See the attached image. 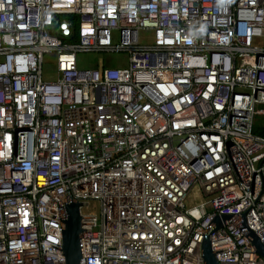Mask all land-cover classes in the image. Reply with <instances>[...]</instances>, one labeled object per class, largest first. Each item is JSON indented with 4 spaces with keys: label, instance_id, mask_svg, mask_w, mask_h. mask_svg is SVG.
I'll return each mask as SVG.
<instances>
[{
    "label": "built area",
    "instance_id": "obj_1",
    "mask_svg": "<svg viewBox=\"0 0 264 264\" xmlns=\"http://www.w3.org/2000/svg\"><path fill=\"white\" fill-rule=\"evenodd\" d=\"M258 115L264 0H0V264H67L51 218L66 191L87 264H204L216 214L245 212L264 243ZM211 247L218 264H264L233 224Z\"/></svg>",
    "mask_w": 264,
    "mask_h": 264
},
{
    "label": "water",
    "instance_id": "obj_2",
    "mask_svg": "<svg viewBox=\"0 0 264 264\" xmlns=\"http://www.w3.org/2000/svg\"><path fill=\"white\" fill-rule=\"evenodd\" d=\"M67 199L61 201L60 212L61 219L51 215L62 223L63 237H64V256H66L67 264H87L86 249L84 244V230L83 215L81 207L84 203H80L72 198L71 193L66 191ZM233 224L240 229L248 240L253 242L254 248L264 258V243L259 235L249 228L246 213L234 214H216L204 233V240L202 243V257L204 264H218L216 253L211 247V236L215 230L222 226Z\"/></svg>",
    "mask_w": 264,
    "mask_h": 264
},
{
    "label": "rangeland",
    "instance_id": "obj_3",
    "mask_svg": "<svg viewBox=\"0 0 264 264\" xmlns=\"http://www.w3.org/2000/svg\"><path fill=\"white\" fill-rule=\"evenodd\" d=\"M114 41H118V37H114ZM57 54H47L44 56L43 61V76L45 79H55L58 76V68H57ZM103 59L106 64L118 66V67H128L129 66V57L126 54H80L78 56L79 65L81 68H92L97 62ZM257 122L260 124H264V115H258ZM86 214H94L97 215L100 219V204L98 201H90L87 208L84 209Z\"/></svg>",
    "mask_w": 264,
    "mask_h": 264
},
{
    "label": "trees",
    "instance_id": "obj_4",
    "mask_svg": "<svg viewBox=\"0 0 264 264\" xmlns=\"http://www.w3.org/2000/svg\"><path fill=\"white\" fill-rule=\"evenodd\" d=\"M256 132L264 136V128L258 126Z\"/></svg>",
    "mask_w": 264,
    "mask_h": 264
}]
</instances>
